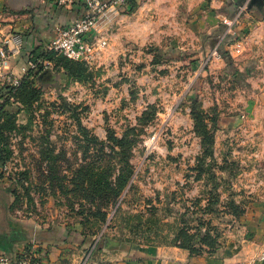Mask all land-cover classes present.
<instances>
[{
    "label": "rangeland",
    "instance_id": "1",
    "mask_svg": "<svg viewBox=\"0 0 264 264\" xmlns=\"http://www.w3.org/2000/svg\"><path fill=\"white\" fill-rule=\"evenodd\" d=\"M124 14L98 30L93 61L73 60L82 78L43 50L51 64L0 112V203L49 230L55 264H261L264 0H145Z\"/></svg>",
    "mask_w": 264,
    "mask_h": 264
},
{
    "label": "crops",
    "instance_id": "2",
    "mask_svg": "<svg viewBox=\"0 0 264 264\" xmlns=\"http://www.w3.org/2000/svg\"><path fill=\"white\" fill-rule=\"evenodd\" d=\"M142 2L145 0H134ZM124 8L114 15L113 21L124 16ZM85 5L80 0H0V31H13L24 39V48L19 56L12 58L14 70L32 55L37 48H44L55 36V30L60 26L72 25L83 17ZM119 23V21H118ZM111 24V23H110ZM106 29H102L104 32ZM99 36V32L94 31ZM5 211V212H4ZM6 204L0 203V251L16 256L23 248L31 247L29 241L35 239L37 233L39 250L46 261L55 264L57 256H51V234L47 229H38L32 223L10 217L6 212ZM256 235L264 244V217H255ZM260 222V223H259ZM41 249V250H40ZM46 249V256L42 251ZM60 252V250L56 249ZM56 252V251H55ZM197 264H219L214 259ZM264 264V260L261 261Z\"/></svg>",
    "mask_w": 264,
    "mask_h": 264
},
{
    "label": "built area",
    "instance_id": "3",
    "mask_svg": "<svg viewBox=\"0 0 264 264\" xmlns=\"http://www.w3.org/2000/svg\"><path fill=\"white\" fill-rule=\"evenodd\" d=\"M80 1L86 8L83 17L72 25L58 27L54 38L44 49L57 52L72 60L91 62L96 58L98 50L106 45V40L94 35L93 32L112 23L114 15L124 8L128 0ZM236 21L237 19L227 21L230 31ZM23 48L24 39L20 34L13 31H0V112L7 103L14 100V95L21 87L23 78L29 72L36 73L43 68H48L51 64V61L46 58L30 59L22 65V74L16 73L12 66V58L19 56ZM231 52L238 55L242 53V49L236 47L231 49ZM213 56L221 57L218 49L214 50ZM36 242L33 239L30 243L32 246L23 248L16 256L0 251V264H52L35 249L38 246Z\"/></svg>",
    "mask_w": 264,
    "mask_h": 264
},
{
    "label": "trees",
    "instance_id": "4",
    "mask_svg": "<svg viewBox=\"0 0 264 264\" xmlns=\"http://www.w3.org/2000/svg\"><path fill=\"white\" fill-rule=\"evenodd\" d=\"M135 5H136V1L128 0L125 6H128L127 11H132L134 9ZM43 50H45V49L44 48L35 49L32 52V55L30 56V59H33V58L37 59L38 57L46 58L47 55L44 53L45 51H43ZM226 52H228V51H224V52H222V54L226 53ZM62 56L66 60L65 68H66L69 76H72L73 78H77V79L82 78L84 70L82 69L81 65L75 63L72 59H69V58L65 57L64 55H62ZM53 58H54V55H51V59H53ZM24 79L27 80V81L23 80L21 87H23V88L25 87L27 89L30 88L31 84H30V82L28 83V81H30V77H25ZM196 121H197V127H198L200 135L203 137V139L206 140L208 138L209 134L206 131V128H205V126L202 123L201 116L196 117ZM113 138H114L115 146H118L121 149H124L126 147L127 141H126L125 137H122V138L113 137ZM127 165H128V167H130L128 163H127ZM127 170H129V168H127ZM118 179H119V181H121V179H124V171L120 172V174L118 176ZM118 188H119V191L116 192V196L120 195V190L123 188V182L122 181H121V183L119 182ZM182 246L185 247V248L190 249L193 252L195 250L188 243H185Z\"/></svg>",
    "mask_w": 264,
    "mask_h": 264
},
{
    "label": "water",
    "instance_id": "5",
    "mask_svg": "<svg viewBox=\"0 0 264 264\" xmlns=\"http://www.w3.org/2000/svg\"><path fill=\"white\" fill-rule=\"evenodd\" d=\"M245 1V0H242ZM263 0H251V4H257L259 2H262Z\"/></svg>",
    "mask_w": 264,
    "mask_h": 264
}]
</instances>
